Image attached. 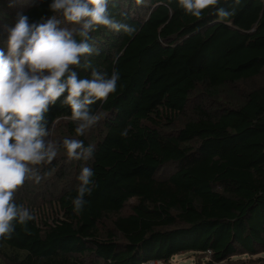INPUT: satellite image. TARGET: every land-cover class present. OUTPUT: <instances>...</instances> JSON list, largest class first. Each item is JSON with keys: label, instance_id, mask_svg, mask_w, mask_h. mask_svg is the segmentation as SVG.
<instances>
[{"label": "trees", "instance_id": "obj_1", "mask_svg": "<svg viewBox=\"0 0 264 264\" xmlns=\"http://www.w3.org/2000/svg\"><path fill=\"white\" fill-rule=\"evenodd\" d=\"M51 2L0 0V49L17 13L30 23L65 21ZM108 7L135 32H91L92 53L75 69L81 78H90L88 64L120 74L116 91L90 106L101 123L86 163L91 193L76 212L79 181L67 188L50 221L29 209L35 219L0 239V258L169 264L192 253L214 264L264 255V0H220L217 7L235 9L223 21L212 9L188 15L178 0H109ZM70 115L64 96L50 105L48 135L62 120L87 147Z\"/></svg>", "mask_w": 264, "mask_h": 264}, {"label": "clouds", "instance_id": "obj_2", "mask_svg": "<svg viewBox=\"0 0 264 264\" xmlns=\"http://www.w3.org/2000/svg\"><path fill=\"white\" fill-rule=\"evenodd\" d=\"M219 2L178 0L186 14L198 18L207 9L222 21L235 14V9L217 7ZM108 5L109 0H52V12L60 13L73 27H60L55 16L30 23L27 14L17 13L14 26L8 29L6 51L0 49V239L11 238L17 223L26 225L35 219L28 208L16 203L15 193L33 178L35 166L51 163L58 154L56 144L44 139L49 106L64 96L75 132L82 136L100 120L90 106L106 101L117 89L120 74L116 69L108 76L85 65L91 68L90 78H81L75 70L81 57L92 53L87 42L91 32L101 26L129 35L135 32L112 18ZM62 146L69 161L88 160L94 151L93 145L85 147L82 140L73 138H65ZM93 175L85 166L77 177L78 194L72 201L76 212L84 207L85 194L91 193ZM34 179L39 182L41 177Z\"/></svg>", "mask_w": 264, "mask_h": 264}, {"label": "rangeland", "instance_id": "obj_3", "mask_svg": "<svg viewBox=\"0 0 264 264\" xmlns=\"http://www.w3.org/2000/svg\"><path fill=\"white\" fill-rule=\"evenodd\" d=\"M60 27H73L66 21L60 20ZM264 80V75L260 79ZM101 130V123H97L89 129L81 137L92 145L91 140L95 131ZM65 138L79 139L67 133L65 121H58L54 124L49 135L45 138L46 142H53L58 148L57 156L51 163H45L35 166L33 171V178L25 181L15 193V200L21 201L23 205L33 210L40 220L50 221L57 213L56 199L58 196L72 185H76L79 181L77 177L80 174L82 167L87 166V160H72L69 161L65 150L63 149L62 142ZM40 176L39 182H36L34 176ZM130 202L124 209V214L129 213ZM264 262L263 254L249 255H235L231 256L228 260L214 264H258ZM0 264H7L0 258ZM160 264V263H155ZM169 264H212L210 259L201 254L182 253L174 256Z\"/></svg>", "mask_w": 264, "mask_h": 264}, {"label": "built area", "instance_id": "obj_4", "mask_svg": "<svg viewBox=\"0 0 264 264\" xmlns=\"http://www.w3.org/2000/svg\"><path fill=\"white\" fill-rule=\"evenodd\" d=\"M209 254V252H207ZM155 263H158V262H149L148 264H155Z\"/></svg>", "mask_w": 264, "mask_h": 264}]
</instances>
